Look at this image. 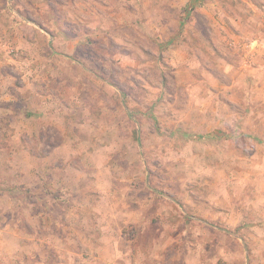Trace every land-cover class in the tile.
I'll use <instances>...</instances> for the list:
<instances>
[{
  "label": "rangeland",
  "instance_id": "1",
  "mask_svg": "<svg viewBox=\"0 0 264 264\" xmlns=\"http://www.w3.org/2000/svg\"><path fill=\"white\" fill-rule=\"evenodd\" d=\"M261 98L264 0H0V264H264Z\"/></svg>",
  "mask_w": 264,
  "mask_h": 264
},
{
  "label": "crops",
  "instance_id": "2",
  "mask_svg": "<svg viewBox=\"0 0 264 264\" xmlns=\"http://www.w3.org/2000/svg\"><path fill=\"white\" fill-rule=\"evenodd\" d=\"M252 79L254 80V78H252ZM252 79H251V80H252ZM253 80H252V81H253ZM254 81H255V80H254ZM254 81H253V82H254ZM261 97H262V96H261ZM258 100L260 101V103H263V104H260V107H259L260 112H261V111H264V110H263V108H264V98H261V99H258ZM262 113H263V112H262ZM258 115H262V114H259V113H258Z\"/></svg>",
  "mask_w": 264,
  "mask_h": 264
}]
</instances>
